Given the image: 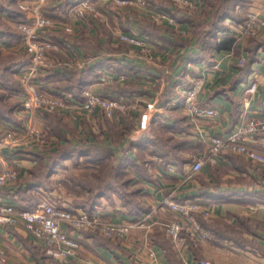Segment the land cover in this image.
<instances>
[{"label": "crops", "instance_id": "0c3cea01", "mask_svg": "<svg viewBox=\"0 0 264 264\" xmlns=\"http://www.w3.org/2000/svg\"><path fill=\"white\" fill-rule=\"evenodd\" d=\"M19 1L0 0V132L9 126L31 123L46 127L52 134L51 139L61 143L83 140L105 146L104 160L120 168V177L106 185L107 192L104 193L98 190L99 181L92 175L88 180L90 186L81 183L74 193L63 195L59 201L83 208L84 204L92 205L91 210L97 209L113 222L139 220L140 223H133L120 237H109L96 230L74 231L80 246L74 256L65 259L47 254L44 246L22 226L2 224L0 244L8 250L6 264H142V261L197 264L201 257L215 264H264V164L232 152H221L212 160L208 151L211 135L226 134L236 128L245 113L264 112V0H230V13L222 19H219L222 14L219 5L225 0H214L210 4L205 1V41H200L198 49L194 48L195 37L190 31L182 33L178 39L161 32L156 37L158 48L154 60L135 59L136 72H129L128 79L107 87L97 83L99 70L106 68L119 72L128 64L126 60L123 64V58L111 52L99 56L98 51L106 48L99 50L98 37L85 31L82 20H76V29L78 27L80 31L71 37L61 28L49 31V35L65 47L53 52V56L65 63L42 70L45 86L54 92H72L74 98L79 97L82 87L90 86L126 97L132 93V99L136 97L143 103L147 101L145 99L155 100L160 112L149 127L140 132H136V125L143 105L138 110L131 106L117 112L116 117L106 116L98 109L87 112L78 105L57 112L18 113L23 90L19 70L29 69L31 65L29 53L19 47V32L12 26L13 19L24 13ZM72 4V0H50L46 10L53 14L52 17L57 15L63 20ZM247 9L255 12L262 22L255 35L245 36L240 31ZM127 24L120 22L125 31H130L127 27L130 23ZM188 25L191 24L185 19L177 23V27L183 30H190ZM230 37L235 40L234 47L212 44ZM99 40L103 41H99L101 45L106 43L102 37ZM175 49L185 50L188 62L196 65L195 69L186 66L185 72L189 75L186 80L203 71L204 83L198 99L204 104L219 106L220 111L215 117L193 118L174 104L179 86L169 81L168 74L164 73L168 65L173 69V76L183 73L182 66L176 62ZM193 49L198 52L192 54ZM241 58L243 61L239 62ZM244 65H247V71L234 83ZM132 68L135 70L134 66ZM53 83L60 85L56 88ZM133 86L138 91H133ZM146 90L149 91L147 95ZM249 145L264 154V133L253 137ZM49 156L50 151L31 153L0 148V167L9 164L20 169L18 186L5 187L6 195L15 203L24 204L17 197L21 193L26 197L25 204L34 206L49 199L43 194L46 189L49 192L54 187L61 189L63 184L60 181L65 178L58 171L65 169L63 166L58 165L44 174L45 183L50 186H37L32 179L29 166L38 169L40 164L41 171H44ZM86 156L84 153L64 156L61 163L65 165L66 160L76 159L80 170L85 171L88 167L82 162ZM197 157L203 158L204 163L199 171L189 175ZM98 162L91 164L89 169L97 172L101 165ZM22 179L26 181L24 184ZM51 186L53 188H49ZM34 189L41 192V197L29 201V196L34 195L30 191ZM185 198H197L201 203L209 204L210 215L198 214L197 217L212 238L191 239L186 236L177 247L164 231V224L175 215L165 200Z\"/></svg>", "mask_w": 264, "mask_h": 264}, {"label": "built area", "instance_id": "2783aa9c", "mask_svg": "<svg viewBox=\"0 0 264 264\" xmlns=\"http://www.w3.org/2000/svg\"><path fill=\"white\" fill-rule=\"evenodd\" d=\"M50 0H21L20 7L24 9L22 16L14 18L12 24L19 32L18 43L30 53L31 65L29 73L22 75L23 90L19 103L18 113L22 112H53L62 108L78 105L87 112L99 110L104 115L116 117L117 112L125 111L135 103H131L124 95L111 94L107 91L93 89L90 86L82 87L79 97L74 98L72 92H54L45 89L32 79V75L39 68L54 62L53 52L61 50L59 40L49 35V31L61 28L69 33L74 28L78 17L87 13L94 14L96 7L93 0H72L73 4L64 19L58 22L50 17L45 5ZM130 2L132 0H120ZM142 4L148 0H137ZM165 14L164 11H160ZM95 15V14H94ZM260 22L252 10H247L244 22L240 25L242 35L256 34ZM120 39L133 45L149 50L150 44L145 36L134 31L119 33ZM67 39V37H65ZM68 43V39H67ZM69 45V44H68ZM143 54V52H142ZM243 58L239 60L242 62ZM81 64V61L79 62ZM187 65L190 63L187 61ZM126 73L121 70L102 68L97 74V83L107 87L118 81H124ZM204 83L203 71L192 75L189 79H181L174 104L188 112L193 118H213L220 108L216 104H204L198 99V92ZM160 112V106L155 100L145 101L141 107L136 132L144 131ZM264 133V112L253 111L241 117L239 125L226 134H214L209 139V158L215 160L221 152L241 154L249 159L264 164V154L251 148L250 140L257 134ZM50 144L47 131L34 124L27 123L21 126H9L0 132V148L11 150L21 147L46 153ZM203 158L193 160L189 175L201 169ZM20 169L16 166L3 164L0 167V225L22 226L34 239L44 246L47 254L56 258L65 259L74 256L80 246L79 238L74 235L77 230H97L109 237L125 235L139 220L113 222L105 218L97 209L87 210L80 206L67 204L63 207L55 205L54 200H45L32 207H23L15 203L4 188L12 186L19 177ZM167 207L174 212V217L164 224V231L175 246L181 245L185 237L191 239H211L212 234L205 229L198 220V214L209 216V204L201 203L199 199L165 200ZM152 255V253H150ZM8 250L0 244V264L8 261ZM142 264H150L142 261ZM197 264H215L208 258H198Z\"/></svg>", "mask_w": 264, "mask_h": 264}, {"label": "rangeland", "instance_id": "374dc122", "mask_svg": "<svg viewBox=\"0 0 264 264\" xmlns=\"http://www.w3.org/2000/svg\"><path fill=\"white\" fill-rule=\"evenodd\" d=\"M29 1H31V0H29ZM205 1L207 2V4H210V2H214V0H148L147 2L142 4L140 1H137V0H132L130 2H121L120 0H93V2H94L93 4L95 5L96 11H97L94 13L95 15L87 13L85 16H82L81 18L78 16H77V18H79V20H82L84 22L83 24L85 27V31L87 33H89L90 35H92L95 38L98 37V39H96L97 40L96 43L98 44V47H100L99 50H101L104 47L106 48L105 51L104 50L98 51L99 56H101L105 53L109 54L111 52V53L115 54L116 56H118V58H120V59L123 58V59H121L122 60L121 62L123 64L126 61L128 62V64L126 65V67L123 70L126 73V76H128L129 72H131V71L136 72V70H137V67L134 63V61L137 62V60H135V59L147 60L148 62H151L154 60V53H155V50L158 48V43H156V39H157L156 37L161 32L168 33V34L170 33L172 36L174 35L178 39V38H181L183 36V35L181 36L182 33L190 31L189 33H191L195 37L194 48L198 49V47H200V41H205ZM215 2H217V1H215ZM48 4H49V2H47L45 5L46 9H47ZM247 10H249V9H247ZM160 11H164L165 14L161 13ZM246 11H245V14H246ZM63 12H65V11L63 10ZM49 15L51 18H53L54 20H56L58 22L63 21V20H60L59 18H57V15L55 16L56 18L52 17L53 14L52 15L49 14ZM120 18H122V21L124 23H128L127 25H129V23H130V26H127V27H129L128 29L130 31L138 32L140 35H143L146 37V39L149 41V43H151L149 50H147L145 48L142 50L140 46L133 45V44H131L125 40L120 39L119 33L125 31L124 28L120 25V22H122ZM183 19H185V21H188L189 24H191V25H188V26H190V30H188V29L183 30V29H180L177 27V23ZM75 23H74L73 30L70 31L69 33H67V34H70L69 35L70 37L80 31L78 29V27L76 29ZM170 24H172L173 26H171ZM12 26L14 27V25H12ZM58 32H62V31L59 30ZM83 32L84 31L82 28L81 33H83ZM64 34H65V36L67 35L66 33H64ZM249 35L250 34H247L245 36H249ZM253 35H255V34H253ZM101 37L106 41V43L108 42V45L106 43H104L103 45L99 44V41H100L99 39ZM100 42H103V41L101 40ZM202 46L205 47V45H202ZM19 47H20V49L22 48L25 52H27L20 44H19ZM60 48L64 49L65 47L63 45ZM142 52H143V54H142ZM173 52H174V55H176L175 57H177L176 62L180 63V65L182 66L181 70H183V73L174 74V76H173V73H174L173 69H171V66L168 65L167 66L168 68H165L167 71L164 74H168L169 81L176 82L179 84L181 79L186 80V78L189 77V75H187L185 72L186 66H188L189 68L195 69L196 65H193L194 62H192V61H191L192 63L189 62L190 65L186 64L187 61H189V60H187L186 56H184V54L186 52L185 50L182 51L180 49L179 50L175 49V50H173ZM196 52H198V50L193 49V51L191 53L195 54ZM27 53H29V52H27ZM29 55H30V53H29ZM195 61H197V60H195ZM3 62H5L4 58H3ZM57 63L58 64L59 63L64 64L65 61L62 62L61 60L60 61L54 60V62H50V64L48 66L39 68L38 72H36L32 75V79L35 82L41 84L45 89L53 90V89H50L48 86H45V84L42 80L43 76L41 74H42V70L44 72L45 69L47 71L48 69H53L54 66L57 67V65H56ZM191 65H193V66H191ZM132 66L135 67V70H133ZM29 71H30L29 69L19 70V75L21 76V81L23 80L22 75L23 74L27 75L29 73ZM134 77H135V74H134ZM126 79H128V78H126ZM164 79H166V78H164ZM22 85H23V83H22ZM52 85L57 88L60 85V83H57V84L53 83ZM133 88H134L133 91H138L137 87L135 89V87L133 86ZM133 91H131V92H133ZM148 92H149L148 90L144 91V93L146 95ZM130 95L132 96V93ZM131 96H129V97H131ZM147 97L148 96H146V98ZM145 100L148 101V99H145ZM129 101L131 103L132 102L136 103L135 109H137V110H138V108H140L144 104L143 101L142 102L137 101L136 97H134L133 99L132 98L129 99ZM18 108H19V106H18ZM34 112H36V111H34ZM55 112H57V111H55ZM37 113L41 114L40 111ZM34 125H36V124H34ZM36 126H38V125H36ZM38 127H41V126H38ZM43 129H45V128H43ZM47 133L49 135V140H50V144L48 146L47 152H49V151L51 152L52 149H53V151H58L61 149V147L62 148L67 147L66 142L61 143L59 140H56V139L52 140L51 139L52 134L49 131H47ZM68 143H69L68 146L75 148L78 146L85 145L86 142L83 140H76V141H70ZM16 149H21L22 152H24V151L29 152L30 151L31 153L36 151V150L24 149L21 147H17ZM34 157H35V155H34ZM66 161H67V163L65 165H63L61 163L59 164L60 166H63L65 169L58 171L59 175L62 176L63 178H65V180L62 179L63 181H60L63 184V187H61V189H60L59 187L53 188L51 186V187H49V188H53V190L50 191L51 193L48 191V189H46L45 193H43L46 196L48 195L49 199L54 200L55 205L59 206V207L65 206L64 204L60 203V201H59L60 197H64L63 195H65V194H66V196L67 195L70 196L69 192L74 193L75 190L77 189V185H79L80 182L87 184V185L90 184V182L88 180L92 177V174L86 173L85 171L80 170L79 163L74 164L75 161L70 160V159L66 160ZM82 165H83V163H82ZM82 165H81V167H82ZM38 166H39L38 169H40V171H41L40 164ZM29 169H31L30 171L38 170L36 167L33 168L32 166L31 167L29 166ZM32 175H33V173H32ZM32 179L34 180L33 176H32ZM19 181H20L19 178H17V180L13 183L14 187L18 186ZM22 181H23V184H24V182H26L25 179H22ZM45 184L49 185L47 183H45ZM23 188H25V187L23 186ZM22 192L24 194H27V193H25L26 192L25 190H22ZM30 192L33 193L34 195H30L31 193L29 194L30 195L28 198L29 201H31V198L33 200H35L36 198L40 199L41 192H39L37 189H34L33 191H30ZM20 194L21 193H19L17 195L18 199H22V201L24 203H26L25 202V198H26L25 195H20ZM53 194L55 195V197H53ZM27 205H29V204H27Z\"/></svg>", "mask_w": 264, "mask_h": 264}, {"label": "trees", "instance_id": "16d2710c", "mask_svg": "<svg viewBox=\"0 0 264 264\" xmlns=\"http://www.w3.org/2000/svg\"><path fill=\"white\" fill-rule=\"evenodd\" d=\"M229 2H230V0H225V1L220 2L219 8L222 9V14L220 15L221 18H219V19H222L224 17V15H229L228 14V13H230ZM234 43H235V40L233 37L212 42V44H214L217 47H227V48L228 47H234ZM262 44H264V43H262ZM240 71H241V74L236 79H234V83L236 80L242 78V75H243L242 73L247 71V65L242 66L240 68ZM21 85H22V83H21ZM22 87H23V85H22ZM45 129L47 130L46 127H45ZM47 131H49V130H47ZM56 133H58V132H56ZM68 144L69 143L66 142L67 147H63V148L61 147V149L58 151H51L50 152L49 164L47 165L46 169H44V171H40V169L32 171L35 184L37 186L46 185L45 180H44V174L45 173L47 174L49 169L51 170L54 167L58 166L61 163V160L64 159L65 157H70V156L73 157L74 155H76L78 153H84V154L88 155L84 158V160L82 162L83 164H85L86 168L87 167H88V169L91 168L90 165L95 163L97 160L99 161L98 164L101 163L100 168L97 172H95L92 169L91 170L87 169V170H85V172L94 175V177H97V179L99 181V187H98L99 191H103L104 193L107 192L106 185L113 183L114 181L117 180V177H120V173H119L120 168L116 165L111 166V162L104 160L105 155L107 153V148L105 146H97V145H94V144H91L88 142H86L85 145L78 146L75 148L68 146ZM73 160H76V159H73ZM77 163L78 162H74V164H77ZM82 171H84V170H82ZM81 183L82 182H80L79 184H81ZM82 185L86 186L87 184L82 183ZM87 186H90V184H88ZM20 205L23 207H32V206H29L25 203L24 204L21 203ZM83 206L85 209L91 210L92 205L88 206V205L84 204Z\"/></svg>", "mask_w": 264, "mask_h": 264}]
</instances>
